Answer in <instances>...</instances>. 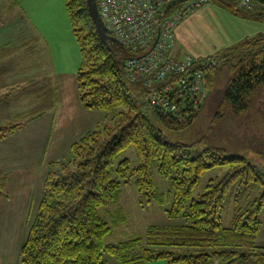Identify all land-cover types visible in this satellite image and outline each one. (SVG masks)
Wrapping results in <instances>:
<instances>
[{
	"label": "trees",
	"instance_id": "trees-1",
	"mask_svg": "<svg viewBox=\"0 0 264 264\" xmlns=\"http://www.w3.org/2000/svg\"><path fill=\"white\" fill-rule=\"evenodd\" d=\"M202 1L177 3L169 10L166 6L161 16L191 3L196 10L212 3L237 18L264 22V0H256L252 9L240 7L236 0ZM65 6L82 56L76 76L79 99L87 109L113 114L114 126L87 131L71 144L68 157L47 163L43 196L21 248L20 264H107V257L117 258L119 264H264V248L257 243L264 209V176L258 167L222 148L198 151L196 143L167 139L168 134L190 129L207 108L215 111L212 130L229 119L243 123L264 107V32L204 57L209 95L199 110L188 109L179 121L152 105L143 82L128 78L125 61L133 54L122 44L102 41L87 0H65ZM23 47V42L9 43L0 57L15 55ZM17 59L12 64L19 63ZM8 68L9 63L1 67L0 75ZM37 87L30 83L24 88L33 98L32 107L18 114L17 122L0 128V140L55 109L56 100L43 98ZM260 141L264 157V137ZM131 148L137 151L138 164L132 166L129 158L117 163ZM218 168H227L226 174L211 179L194 198L202 179ZM157 173L171 182L167 215L183 216L185 224L151 226L145 240L106 244L112 226L102 210L119 204L124 186L134 183L148 204L165 203ZM6 182L4 177L3 188ZM255 191L258 196L240 205ZM231 202L236 210L232 226L226 227L223 216ZM139 245L141 251L134 254Z\"/></svg>",
	"mask_w": 264,
	"mask_h": 264
},
{
	"label": "rangeland",
	"instance_id": "rangeland-1",
	"mask_svg": "<svg viewBox=\"0 0 264 264\" xmlns=\"http://www.w3.org/2000/svg\"><path fill=\"white\" fill-rule=\"evenodd\" d=\"M0 45L19 38H30L39 34V30L56 40L53 62L63 72L62 91L51 113L27 124L16 134L0 140V264H20L21 248L25 243L43 196V181L47 167L40 164V158L46 161L61 160L69 156V148L76 139L89 130L97 127L114 126V115L99 110L85 108L78 96L76 76L82 56L76 37L71 28L70 17L66 10L65 0H0ZM239 18L226 12L212 3L205 5L185 20L182 25L188 30L208 33L210 30L234 28ZM256 28L264 30V22H253ZM254 26V27H255ZM255 28V29H256ZM264 32V31H263ZM61 42V43H60ZM46 44H39V50H45ZM44 54H46L44 52ZM199 57V56H198ZM204 58V57H202ZM27 75L6 77L0 84V128L17 122L15 117L32 107V97L25 95L24 88ZM28 76H30L28 74ZM33 87V86H32ZM80 107V108H79ZM81 109L86 114L78 113ZM85 111L87 112H84ZM215 111L207 108L199 120L188 130L181 133L168 134L167 139L186 144L196 143V150L207 147L225 149L227 155L246 157L256 165L264 176V157L260 153L264 137V107L255 110L243 123L229 119L218 127L210 129ZM89 115V116H88ZM54 120V121H53ZM51 121L53 126L48 122ZM50 122V123H51ZM254 136L257 138L254 139ZM50 141L51 147L48 148ZM260 141V142H259ZM129 158L132 166L138 164L137 151L129 149L117 161ZM116 163V166H117ZM9 172L7 184L3 188V178ZM227 168L209 171L199 184L194 198L204 193L208 182L216 177H223ZM160 194L165 203L154 201L146 203L136 185L124 186L119 204L102 210L103 215L112 226V232L106 237V244H119L133 239H146L151 226H180L185 224L183 216L170 218L166 209L170 207L169 195L171 182L160 174H156ZM259 192H251L240 201L245 205L249 199L258 196ZM236 205L231 202L223 216L226 227H231ZM261 230L257 243L264 248V209L260 216ZM142 245L135 248L134 254L141 251ZM107 264H119L117 258L107 257ZM146 264H185L171 263L168 260H154ZM250 264H255L250 260Z\"/></svg>",
	"mask_w": 264,
	"mask_h": 264
},
{
	"label": "built area",
	"instance_id": "built-area-1",
	"mask_svg": "<svg viewBox=\"0 0 264 264\" xmlns=\"http://www.w3.org/2000/svg\"><path fill=\"white\" fill-rule=\"evenodd\" d=\"M96 1L110 34L133 54L125 61L127 75L145 84L152 105L179 121L188 109L199 110L209 95L205 73L209 64L191 54L175 55L177 27L196 10V4L162 17L173 0ZM255 1L236 0L247 9H252Z\"/></svg>",
	"mask_w": 264,
	"mask_h": 264
},
{
	"label": "crops",
	"instance_id": "crops-1",
	"mask_svg": "<svg viewBox=\"0 0 264 264\" xmlns=\"http://www.w3.org/2000/svg\"><path fill=\"white\" fill-rule=\"evenodd\" d=\"M11 1L14 2V0ZM3 2L4 1H0V5L3 4ZM204 6L200 7L191 15L195 14ZM191 15H189L188 17H190ZM185 20L177 27L176 30L177 45H176L175 54L178 57H183L187 54H191L199 57H208L215 54L217 51L221 49L230 47L247 37L255 36L258 33L264 31V30L261 31L260 30L261 28H256V26L253 23L254 21L239 18L238 19L239 21H237V23H234L235 24L234 28H231L229 26V28H222V30L214 29V30H210V32L208 33L205 32L200 33L197 32V30H189V29L187 30L186 27H183L182 25L185 23ZM48 36L50 35L39 30V34L37 33V35H35L34 37L29 36L30 38H22V37L19 38L21 41H19L17 44L19 45L20 43L23 42L24 47L21 48V50H19L18 53L15 55L0 57V68L6 65L7 63H9V68L8 71H6V74L0 75V84L5 83L4 79L6 77L10 78L11 76L14 75L17 76L27 75L26 78L28 80L26 84L28 83L37 84L38 85L37 88L39 89V92L40 94H42L43 98L49 96L50 99L54 98L57 101L59 94L62 91V87H61L62 78L63 75L66 74V72H63L61 66L58 65L56 67L55 63L53 62V57H54L53 54L59 48L58 49L57 47L54 48V43H56V40H53L54 41L53 43ZM42 42L46 44V48L45 50L40 51L39 44H41ZM9 43L14 44L15 42L9 41L4 45L1 44L0 51H2L4 47ZM44 52L46 54H44ZM16 58H19L17 59L19 63L12 64L11 60ZM28 74L30 76H28ZM52 111L54 110H51L47 113H51ZM84 112H86L85 109ZM78 113L79 114L81 113L80 115H82L83 117L87 116L86 114L82 113L81 109L78 111ZM50 122L51 121H49L47 124L48 127L50 124L51 125L53 124L52 122L51 123ZM47 142L49 143L47 148L48 150L51 147L50 145L51 142L49 140ZM39 161L42 166H46V167H47V163L50 162V161L48 162L46 161L45 156H43L42 159L40 158ZM4 174H6V176L4 177H7L8 179L9 172H6Z\"/></svg>",
	"mask_w": 264,
	"mask_h": 264
},
{
	"label": "water",
	"instance_id": "water-1",
	"mask_svg": "<svg viewBox=\"0 0 264 264\" xmlns=\"http://www.w3.org/2000/svg\"><path fill=\"white\" fill-rule=\"evenodd\" d=\"M191 0H173L171 3L167 5V9H171L174 7L177 3L187 2ZM89 13L91 16V19L93 21V24L96 28V31L99 35V37L102 39V41L106 44L108 43H117L121 44L117 38H115L113 35L110 34L108 28L104 25L102 18L99 13L98 5L96 0H87ZM128 77V76H127ZM129 78V77H128Z\"/></svg>",
	"mask_w": 264,
	"mask_h": 264
}]
</instances>
